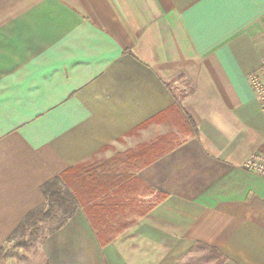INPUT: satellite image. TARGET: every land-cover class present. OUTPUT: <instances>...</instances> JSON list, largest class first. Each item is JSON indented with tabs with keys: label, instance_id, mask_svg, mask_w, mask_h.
Instances as JSON below:
<instances>
[{
	"label": "crops",
	"instance_id": "obj_1",
	"mask_svg": "<svg viewBox=\"0 0 264 264\" xmlns=\"http://www.w3.org/2000/svg\"><path fill=\"white\" fill-rule=\"evenodd\" d=\"M263 61L264 0H0V251L63 175L80 206L43 241L47 264H264V177L243 167L264 154L248 79ZM171 133L105 183L70 171Z\"/></svg>",
	"mask_w": 264,
	"mask_h": 264
},
{
	"label": "trees",
	"instance_id": "obj_2",
	"mask_svg": "<svg viewBox=\"0 0 264 264\" xmlns=\"http://www.w3.org/2000/svg\"><path fill=\"white\" fill-rule=\"evenodd\" d=\"M176 116L179 117L180 121H182V127L181 131L184 133H190L191 135L195 136L197 134V126L192 119V117L187 114L184 111V108L180 102L176 104ZM182 142V139L176 135V134H168L163 135L160 137L159 141H157L154 144L140 146L139 148L128 150L125 154L128 156L127 160H124L122 162L116 161L119 160L121 153H118V158H114L112 162H118L115 163H96V164H82L76 167H72L70 171L72 173H78L81 180H87V178H92L96 181H104V178L108 171L112 170V166L116 167L119 166L118 169L124 171H130L131 169H135L137 167L142 166L141 162H135V157H145L146 161L143 163V165H148L151 160L162 156L163 154L167 153L168 151L174 149ZM134 158V162H131L130 160ZM139 164V165H138ZM96 174V175H94ZM125 174V173H123ZM121 175V174H120ZM123 178V177H122ZM102 179V180H99ZM93 180V181H94ZM110 181L106 178V181ZM118 181V188H120L119 183L120 181H125L123 178L121 180V177L119 176L117 178ZM105 183V181H104ZM107 185V184H106ZM102 184V187H109V185ZM114 187V186H113ZM42 193L44 195V202L38 206L37 208L31 210L25 218L21 221L19 226L14 230L12 235L9 238V242H11L15 236L20 234L21 236L26 235V233L29 231V236L31 240H36L37 238L41 237V234H43V241L45 238L57 231L58 229L62 228L66 223L69 221V219L75 214L76 210L80 206V199L79 197L71 190L68 183L65 181V177L63 175H58L51 179L50 181L46 182L42 186ZM105 191V190H104ZM120 192V189L116 190ZM165 195L160 194L159 196V202L164 199ZM101 205L105 207L112 206L111 204H120L122 202V197L119 195L111 198H102L100 200ZM158 202L157 199H155V203ZM99 204V203H98ZM101 216L104 215V213L100 212ZM97 235L102 243H106L105 240L107 238H103L106 233H104V228H96ZM42 241V243H43ZM26 242H18V245H21L23 247H26ZM2 251V250H1ZM0 251V254H1Z\"/></svg>",
	"mask_w": 264,
	"mask_h": 264
},
{
	"label": "rangeland",
	"instance_id": "obj_3",
	"mask_svg": "<svg viewBox=\"0 0 264 264\" xmlns=\"http://www.w3.org/2000/svg\"><path fill=\"white\" fill-rule=\"evenodd\" d=\"M174 120L178 128L181 129L182 121H180L179 117L175 115ZM163 121H169V117H166V119L162 120L161 122ZM170 126H172V124ZM131 136L132 134L130 135V137ZM142 139L143 138L137 140ZM106 153L112 154L113 151L110 150L104 152L102 156L106 155ZM42 235L43 234H41V237L37 238L36 240H31L29 231L24 236H21L20 234L15 236L14 239L6 244V246L2 249L0 254V264H47L42 252ZM18 242H26V247L18 245Z\"/></svg>",
	"mask_w": 264,
	"mask_h": 264
},
{
	"label": "built area",
	"instance_id": "obj_4",
	"mask_svg": "<svg viewBox=\"0 0 264 264\" xmlns=\"http://www.w3.org/2000/svg\"><path fill=\"white\" fill-rule=\"evenodd\" d=\"M248 79L261 108L264 110V61L258 70L250 73ZM243 167L264 177V154L254 153L250 155L244 162Z\"/></svg>",
	"mask_w": 264,
	"mask_h": 264
}]
</instances>
